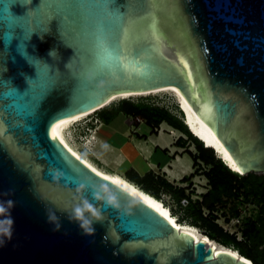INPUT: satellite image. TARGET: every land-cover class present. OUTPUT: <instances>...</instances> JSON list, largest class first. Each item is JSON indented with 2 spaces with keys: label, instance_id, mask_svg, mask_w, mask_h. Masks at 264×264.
Wrapping results in <instances>:
<instances>
[{
  "label": "water",
  "instance_id": "water-1",
  "mask_svg": "<svg viewBox=\"0 0 264 264\" xmlns=\"http://www.w3.org/2000/svg\"><path fill=\"white\" fill-rule=\"evenodd\" d=\"M166 87L239 173H264V0H0V201H13L0 264H254L130 190L91 235L70 218L84 198L103 205L94 194L114 179L53 139V124Z\"/></svg>",
  "mask_w": 264,
  "mask_h": 264
},
{
  "label": "trees",
  "instance_id": "trees-1",
  "mask_svg": "<svg viewBox=\"0 0 264 264\" xmlns=\"http://www.w3.org/2000/svg\"><path fill=\"white\" fill-rule=\"evenodd\" d=\"M176 109L177 112L155 103L151 97L140 96L137 99L123 97L95 112L107 123L119 112L132 118L140 117L151 126V133L164 121L179 129L186 137L181 135L176 144L191 155L194 171L176 183L153 169L142 174L132 168L127 170L129 181L162 200L170 212L172 210V215L178 216V222L195 225L210 239L238 250L254 264H264V173L242 174L234 170L212 146L205 145L189 130L179 105ZM191 144L196 148L191 149ZM198 174L207 179L206 190L202 192L197 191L193 179ZM164 194L170 195L173 204ZM184 198L188 199L186 205L182 203ZM248 206H251L250 211L244 213ZM221 218L226 222L238 218L236 229H227L220 222Z\"/></svg>",
  "mask_w": 264,
  "mask_h": 264
},
{
  "label": "rangeland",
  "instance_id": "rangeland-1",
  "mask_svg": "<svg viewBox=\"0 0 264 264\" xmlns=\"http://www.w3.org/2000/svg\"><path fill=\"white\" fill-rule=\"evenodd\" d=\"M140 96L145 97H151L152 101H154L157 104L165 105L172 109L173 111L177 112V105L178 104V96H176V93L173 90H166V91H159L155 93H145V94H134V95H127L126 97H133L134 99L139 98ZM125 97V96H123ZM123 97H117L116 99L112 101H118ZM111 101V102H112ZM110 102V103H111ZM96 112H92L85 117L81 118L80 120L72 121L69 123L63 130L64 135L66 138L81 152H83L85 155L90 157L93 161L96 162V164H103L99 165L100 167L104 168L105 170H116L118 172H121L126 176V172L128 169H136L137 171L143 172L150 168L149 162H152L154 160H157L161 158L163 161L168 158V155L162 148L155 150L156 144L153 141L152 138L156 137L155 135L151 136L148 140H139V139H132L137 141H141L140 145L142 148H138L141 150L139 153L136 146L124 145L123 149L121 148L119 150L112 149V142L116 145H122L126 141L130 140V135L136 136V132L139 133H148V134H157L159 133L160 137H163L167 140H173L177 136L176 140L181 136L184 135L179 129H175L173 126H171L168 122L164 121L160 127L157 129L156 132L151 133V126L145 122L140 117L136 118H127V115L123 112L117 113L114 118L110 122H104L102 123L99 119H95V123L98 125L101 124L98 127H93L90 125L91 119H93V116H96ZM91 127V129H87ZM127 129L125 132L124 130ZM175 129L174 132H172ZM98 130L99 133H98ZM147 135V134H146ZM185 136V135H184ZM108 139L110 143L103 142L101 139ZM186 137V136H185ZM175 140V141H176ZM131 141V140H130ZM162 144L164 145V141H162ZM191 149H195V145H190ZM125 151H127L129 154H131L134 158V160L129 159L125 155ZM156 151V153H154ZM121 152L122 156L119 157V153ZM155 155H154V154ZM180 154H184L183 156V167L180 166V162L178 160H173L172 165L170 169L167 166L162 167V165L155 164L153 167L156 169L157 173L165 175L168 179L171 181H175L176 183H179V179H176L173 174L174 168L181 170L182 168L187 166L186 171L183 173L182 177L185 174H190L192 171H194L195 167L193 166V159L189 153L185 151V148L180 147ZM97 155L99 157H97ZM219 155V154H218ZM173 156L177 158L176 151L173 153ZM123 162L121 164L117 162H105L102 160V158H106L108 161L113 159L122 158ZM98 162V163H97ZM108 168V169H106ZM108 170V171H109ZM150 170V169H149ZM148 170V171H149ZM155 171V170H154ZM113 172V171H112ZM117 173V172H116ZM123 176V175H122ZM124 176V177H125ZM126 178V177H125ZM194 181L196 183L197 191L202 192L206 190V184L207 179L205 176L198 174L194 178ZM164 197L169 203L173 204L170 195L164 194ZM250 207L248 206L247 209L244 210V213H247L250 211ZM172 212V210H171ZM178 219V216H175ZM220 222L229 230L234 231L237 227L238 222H235V220H232L231 222L224 221L223 218L220 219ZM183 223V222H182ZM188 224V223H184ZM199 228V227H198ZM200 229V228H199ZM202 232V230L200 229Z\"/></svg>",
  "mask_w": 264,
  "mask_h": 264
},
{
  "label": "bare ground",
  "instance_id": "bare-ground-1",
  "mask_svg": "<svg viewBox=\"0 0 264 264\" xmlns=\"http://www.w3.org/2000/svg\"><path fill=\"white\" fill-rule=\"evenodd\" d=\"M166 90H173L176 93V96H178V99L181 100V103L185 109V111L187 112V119L189 122V125L191 126V128L194 130V132L199 135L203 140L204 143L208 146H212L215 148V150L217 151V153L223 157L225 159V161L234 169L236 170V168H239V166L236 164L234 158L232 157L231 153L224 147L222 141L218 138V136L216 135L214 129L212 128V126L205 120L203 119V117L199 114V112H197V110L195 109V107L190 104L181 94L180 92L175 88V87H166V88H162V89H155L153 91H144V92H130V93H122V94H116L113 95L110 98V101L116 99L118 96L123 97V96H127V95H134V94H145V93H155V92H159V91H166ZM109 101V102H110ZM95 110H91V111H87V112H83V113H79L76 114L72 117H67L64 119H61L59 121H57L56 123L53 124V127L56 124H60V127L57 128V136L67 145V147L73 151L78 157H80L81 159H83L88 165H90L93 169H95L98 172L103 173L104 175L112 178V179H119L123 182H125L128 186V189L133 192L135 195H137L138 197L142 198L143 200H145L146 202H148L151 206H153L155 209H157L160 213H167V218L174 223L179 229H183V230H187V231H191L193 233L199 234V240H204V241H208L207 243H210L214 249L217 247V245L226 248L228 250H230L231 252H233L234 254H236L237 256L238 254V250H233L230 247H227L225 245H222L220 243H218L215 240L210 239V237L206 234H204L203 232L200 231V229L192 224H184L181 222L177 221V218L172 215V213L170 212V208L168 206H165L164 202L158 198H156L155 196H153L152 194L146 192L145 190H143L140 186L134 184L133 182L129 181L128 179H126L125 177H123L122 175L116 173V172H111L108 170H105L104 168L98 166V164H96L95 161H93L92 159H90V157H88L87 155H85L83 152H81L78 148H76L64 135L63 133V129L72 121H76V120H80L81 118L85 117L86 115L94 112ZM62 121H66V123H62ZM135 190V191H133ZM243 259H245L246 261H250L248 259V257H243Z\"/></svg>",
  "mask_w": 264,
  "mask_h": 264
},
{
  "label": "clouds",
  "instance_id": "clouds-1",
  "mask_svg": "<svg viewBox=\"0 0 264 264\" xmlns=\"http://www.w3.org/2000/svg\"><path fill=\"white\" fill-rule=\"evenodd\" d=\"M62 175L63 173H58V176ZM81 188H83V185H81ZM111 188H115L116 192L110 191ZM104 192L105 195L103 197H101L99 193L94 194V199L103 200V205H94L87 198H84L79 204L72 207L70 218L79 223L81 229L85 232V234L91 235L94 233V222H102L103 220H105V215L102 211V208L108 207L115 210H120L122 208L121 197L128 193L129 189L127 187V184L123 181H121L120 183L112 181L111 184H106L104 186ZM12 206L13 201L11 200L0 201V217L4 218L3 220H0V246L4 244L5 239L10 240L12 236L13 220L10 214V209L12 208ZM124 210L128 212L131 211L127 208H125ZM49 219L51 222H54L56 224V229L58 230L60 225L54 212L50 211Z\"/></svg>",
  "mask_w": 264,
  "mask_h": 264
},
{
  "label": "crops",
  "instance_id": "crops-1",
  "mask_svg": "<svg viewBox=\"0 0 264 264\" xmlns=\"http://www.w3.org/2000/svg\"><path fill=\"white\" fill-rule=\"evenodd\" d=\"M130 116H127V118H129ZM131 118V117H130ZM95 119H99L102 123H104V121L96 114V116H93V119H91V121L89 122L90 123V125L92 126V128L93 127H98V126H100L101 124H97V123H95ZM176 129V128H175ZM175 129L172 131V132H174L175 131ZM127 129H125L124 130V132L126 131ZM99 131L100 130H98V133H99ZM147 134V135H146ZM136 136H133V135H130L129 137L131 138L130 140H128V141H126L124 144H122V145H116V144H114L113 142H112V146H111V148L112 149H115V150H119L120 151V149L122 148H124L123 146L124 145H126V147L128 146V145H133V146H136V148L138 149L139 147L140 148H142V146L140 145V142L141 141H138V143H137V141H135V140H132V139H135V137H136V139H139V140H148V139H150L151 138V136H153V135H155L156 137H154V138H152L153 139V141L155 142V144L157 145L156 146V148H155V150H158L159 148L161 149H165V148H167L166 150H165V152L167 153V154H165V155H168V158L167 159H165L164 161L161 159V158H159V159H157V160H154V161H152V162H149V164H150V168L149 169H153V170H155L156 171V169L153 167L155 164H157L158 166L159 165H162V167H164V166H167L169 169H170V167H171V165H172V161L173 160H178L179 162H180V166H182L183 164V156H184V154H180V147H182V146H179V145H177L176 144V138H177V136L175 137V139H173V140H167V139H164L163 137H160L159 135V133H157V134H148V133H139V132H136V134H135ZM141 135H146V136H144V137H141ZM100 139L103 141V142H106V143H110L109 141H108V139H103V138H101L100 137ZM162 141H164V145L162 144ZM138 151H139V153L141 152V150L140 149H138ZM176 151V153H177V158H175V156H173V153ZM154 153H156V151L154 152ZM153 153V154H154ZM125 155H126V157H128L129 159H131V160H134V158H133V156L131 155V154H129L127 151H125ZM155 155V154H154ZM119 157H121L122 156V154H121V152L119 153V155H118ZM97 157H99L98 155H97ZM123 159H124V157H122V158H118V159H113V158H111L109 161L106 159V158H102V160H104L105 162H107V163H109V162H117V163H119V164H121L122 162H123ZM98 163V162H97ZM99 164V163H98ZM99 165H102L103 166V164H99ZM105 167V166H104ZM183 167V166H182ZM106 168V167H105ZM106 169H108V168H106ZM148 169V170H149ZM186 169H187V166L186 167H184V168H182L181 170H179V169H176L175 170V168H174V172H173V174H174V176H176L175 178L176 179H181L182 178V175H183V173L186 171ZM109 170V169H108ZM148 170H146V171H143V172H140V173H145V172H147ZM109 171H113V172H117L118 174H120V175H123V177L125 176L124 174H122L121 172H118V171H116V170H109ZM125 172H126V179H128V180H130L128 177H127V171L125 170Z\"/></svg>",
  "mask_w": 264,
  "mask_h": 264
},
{
  "label": "snow or ice",
  "instance_id": "snow-or-ice-1",
  "mask_svg": "<svg viewBox=\"0 0 264 264\" xmlns=\"http://www.w3.org/2000/svg\"><path fill=\"white\" fill-rule=\"evenodd\" d=\"M62 123H66V121H62ZM60 127V124H56L54 127L51 128V136L53 139H56L57 138V128ZM60 143H63V141L61 140ZM66 147V145H65ZM73 155H75V153H73ZM93 171H95V169H93ZM236 171L239 172L240 169L239 168H236ZM113 182H116V183H120L121 181H119L118 179H114ZM128 187V186H127ZM135 191V190H133ZM162 215H164L165 217H167V213H162Z\"/></svg>",
  "mask_w": 264,
  "mask_h": 264
},
{
  "label": "built area",
  "instance_id": "built-area-1",
  "mask_svg": "<svg viewBox=\"0 0 264 264\" xmlns=\"http://www.w3.org/2000/svg\"><path fill=\"white\" fill-rule=\"evenodd\" d=\"M87 129L89 130V129H91V127L87 128ZM182 203H183V205H186L188 203V199L187 198L182 199ZM234 220H235V222L239 221L238 218H236Z\"/></svg>",
  "mask_w": 264,
  "mask_h": 264
}]
</instances>
